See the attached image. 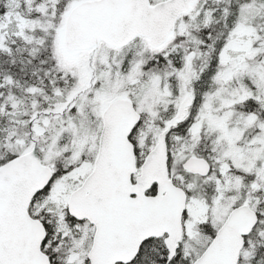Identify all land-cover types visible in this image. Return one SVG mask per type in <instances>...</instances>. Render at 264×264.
Here are the masks:
<instances>
[{"label":"snow or ice","instance_id":"6c2138e0","mask_svg":"<svg viewBox=\"0 0 264 264\" xmlns=\"http://www.w3.org/2000/svg\"><path fill=\"white\" fill-rule=\"evenodd\" d=\"M0 264H264V0H0Z\"/></svg>","mask_w":264,"mask_h":264}]
</instances>
